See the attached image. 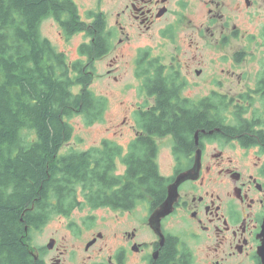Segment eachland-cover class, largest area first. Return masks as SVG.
<instances>
[{
    "label": "flooded vegetation",
    "instance_id": "1",
    "mask_svg": "<svg viewBox=\"0 0 264 264\" xmlns=\"http://www.w3.org/2000/svg\"><path fill=\"white\" fill-rule=\"evenodd\" d=\"M256 1L203 0L208 5L203 16L210 24L206 32L219 33L215 43L219 57L209 60L197 54L200 40H191L188 51L176 41L185 36H179V31L187 28L186 20L194 14L192 0H108L113 9L102 17L100 59L110 62V76L121 71L122 60L127 61L136 83V100L124 109L122 123L133 120L126 132L129 139L121 143L107 138L98 146L108 144L105 175L117 180L105 189L109 193L123 191L126 185L139 187L140 171L130 174V163L136 168L144 161L157 164L160 188L133 197L96 199L90 196L91 189L80 186L65 212L55 208L60 203L54 200L49 219L42 214L39 226H31L29 232L26 228L25 243L33 264H264V58H257L256 70L253 60L256 51L264 56V24L258 38L245 29ZM227 7L235 14H227ZM97 17L101 16L93 14L85 21L80 14L88 29ZM60 27L66 39L86 35L78 53L82 45L96 41L86 30L69 36ZM202 32L203 26L199 30L203 38ZM152 34L173 44L175 56L163 60L156 55L162 47L141 43ZM222 113L227 122L218 121ZM190 116L199 124L173 126L175 119ZM234 116H241L248 126L231 122ZM162 154L168 163L163 173ZM175 185L171 212L161 218L159 228L153 226L151 217L170 191L175 193ZM142 209L144 214L135 216L132 228L124 226ZM100 210L116 213L121 227L92 231L98 218L95 212ZM77 211L91 215L81 223L75 220ZM53 218L66 219L68 232L63 236L54 232L44 245H35L31 232H41Z\"/></svg>",
    "mask_w": 264,
    "mask_h": 264
},
{
    "label": "trees",
    "instance_id": "2",
    "mask_svg": "<svg viewBox=\"0 0 264 264\" xmlns=\"http://www.w3.org/2000/svg\"><path fill=\"white\" fill-rule=\"evenodd\" d=\"M49 18L69 36L86 30L96 41L82 45L80 59L71 62L42 35ZM102 42L100 18L88 29L74 0H0V264H33L26 228L39 226L42 214L49 219L54 200L57 210L68 211L80 186L96 199L160 188L157 164L144 161L134 168L132 162L129 173L140 171L139 187L108 193L105 188L117 180L105 175L107 143L62 153L74 136L71 118L80 116L87 126L103 119L107 100L91 90L90 73L104 53ZM191 118L175 119L173 126L199 124ZM240 118L231 122L248 126ZM227 120L224 113L218 116Z\"/></svg>",
    "mask_w": 264,
    "mask_h": 264
},
{
    "label": "rangeland",
    "instance_id": "3",
    "mask_svg": "<svg viewBox=\"0 0 264 264\" xmlns=\"http://www.w3.org/2000/svg\"><path fill=\"white\" fill-rule=\"evenodd\" d=\"M75 3L78 6V9L80 11V14L82 15V19L87 21L91 19L94 15H99L100 22L103 20L102 17H107V12L112 11L111 5L108 4V0H74ZM193 7L192 10L194 11V14L190 13L189 18H187L186 27L185 29H182L179 31V36L184 37H178L177 43L181 46H183V50H189V44L192 42L191 40L194 39V42L196 40H200V51L198 53L195 51V53L198 54V56L203 55L202 58L205 59H213L219 57V48H216L219 38V33L214 31V29H210L209 32H206L208 29V26H210L208 19L204 18V14H207L208 5H205L203 0H192ZM214 6V5H213ZM215 7V6H214ZM227 14H235L233 9L227 7L225 9ZM251 12V11H250ZM115 14L114 12H112ZM253 13V14H252ZM251 13V22L249 25V22L246 21L247 27L245 29L250 28V32L257 35V38L260 36V28L264 24V0H257L256 6L252 10ZM234 17V16H233ZM91 21V20H90ZM236 22V20L231 21V23ZM203 23L205 25H203ZM207 24V25H206ZM241 25V24H239ZM203 26V29H205V32H202V36L199 34V30ZM244 26V25H242ZM215 28V27H212ZM221 28H218V31ZM42 35L45 39H49L52 45L57 49L58 51L65 52L69 58L70 61H76L79 58L78 48L81 43L85 41L86 35L84 33L77 34L71 39H66L65 35L58 24L54 19H46L42 26H41ZM216 32V36H212V33ZM195 33V35H194ZM198 35V36H197ZM159 36V34H158ZM156 34H152L149 41L148 40H142L141 43L146 44H157L159 47H162L159 49L156 53L157 56H160L163 60H169L172 58V56H175L174 51V45L170 42H167L165 40L160 39ZM202 38V39H201ZM259 41V39H257ZM262 42V38L260 40ZM235 47L239 48L240 45H236L233 43ZM234 47V48H235ZM194 50V46L192 47ZM228 51V50H227ZM194 54V51L190 53ZM257 58L262 59L264 58L263 55H261L259 52L256 51L254 54V68L255 70L258 68L259 65H257ZM109 61L107 59H100L93 62L94 66V79L91 86V90L98 96L105 99H108V105L105 109L103 119L100 122L95 123L92 126L85 125L82 117L75 116L70 119L71 124L74 127V136L72 140L66 145V147L62 150V153H67L71 148L75 150H88L92 147H98L103 139L111 138L113 140H117L121 143L124 142V138L127 140L129 139V135H126V132L128 133L129 126L133 125V120L130 118L126 124L122 123L123 117L125 115L124 109H126L128 106H131L134 101L136 100V90L135 86L136 83L133 80V72L132 70H128L127 68V61L122 60V66L118 71L115 73H112V76L108 74L109 69L111 68L109 66ZM261 64V62H260ZM125 66V71L123 70V67ZM245 69H247L244 66ZM250 68V66H249ZM113 75L118 77V81H115L113 78ZM134 86V90H133ZM79 89L76 88V91ZM195 93L198 91H201L200 89H195ZM123 103V104H122ZM226 113H224L225 115ZM125 126V127H124ZM125 133H124V132ZM122 133L124 136H122ZM167 149H164V152H166ZM166 159L163 158V154L160 158V168L161 172L163 173L165 168L167 167ZM164 166V168H163ZM77 216L76 219H80L79 222L83 223L81 219L86 218L91 215V212L81 213L77 211L75 213ZM90 214V215H87ZM95 214H97V219L95 222H92L95 227L92 231H105L107 229L114 230V228L121 227L122 223L118 225V222L116 221V213H113L112 211L107 210H100L96 211ZM144 214V209L138 210L135 214H133V219L129 223H126L124 226H128L132 228L134 226V219L135 216H142ZM68 221L64 218H53L51 221L46 225V227L41 231H33L31 232V238L34 241L35 245L42 246L45 244L47 238L55 232V234L59 236H63V234L67 233V227ZM87 232V228L85 227V233ZM91 232V231H90ZM90 232L89 235L91 234ZM69 242H71V238L68 239ZM72 242H76V239H72ZM79 243V241L77 242Z\"/></svg>",
    "mask_w": 264,
    "mask_h": 264
},
{
    "label": "water",
    "instance_id": "4",
    "mask_svg": "<svg viewBox=\"0 0 264 264\" xmlns=\"http://www.w3.org/2000/svg\"><path fill=\"white\" fill-rule=\"evenodd\" d=\"M172 189L174 190L175 193L172 195V192L170 191V196L167 199V201L151 217V223L153 224V226H154V224H157V227L159 228V223H160L161 218L165 217L166 215H168L171 212L173 202L176 198L177 185H175Z\"/></svg>",
    "mask_w": 264,
    "mask_h": 264
}]
</instances>
